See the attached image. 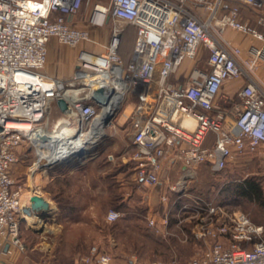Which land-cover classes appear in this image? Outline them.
<instances>
[{"label": "built area", "instance_id": "1", "mask_svg": "<svg viewBox=\"0 0 264 264\" xmlns=\"http://www.w3.org/2000/svg\"><path fill=\"white\" fill-rule=\"evenodd\" d=\"M84 1L0 0V234L9 244V251L13 247L26 249L21 233L24 204L12 173L13 165L18 162V148L30 140L39 157L40 147L46 143L40 146L35 134L40 129L48 130L44 123L50 118L51 107L59 108L60 98L68 103L66 111L59 108L66 117L64 121L75 129L74 136L79 138L96 128L101 115L102 109L93 100L96 89L102 86L114 89L113 99L120 104L131 92L138 95L135 113L142 120L134 129V148L129 161L133 162L135 179L143 188L161 182L164 161L172 148L174 159L184 169L182 180L170 187L176 192L193 175V169L209 164L215 170H222L237 154L264 147V73L261 72L264 33L241 19L239 3L231 0H111L109 5L97 2L90 16L93 25L102 26L111 16L137 27L132 60L125 63L120 54L121 33L117 29L104 52L78 54L72 79L50 76L44 68L51 38L72 46L90 39L88 30L72 27L65 19V15L78 12ZM242 2L262 6L259 0ZM259 21L264 24V13ZM224 26L252 35L262 43L251 44L250 57L243 58L238 48L224 40ZM200 48L207 50L210 68L205 70L196 65L184 84L170 83L172 74L186 58L197 59ZM86 75L92 77V82L86 81ZM238 78L245 79L237 94L239 101L229 109L218 108L222 85ZM72 91L78 93L67 97ZM187 117L194 120L193 127L182 121ZM21 122H28L30 129H19ZM209 134H213L211 144L207 143ZM69 141L74 143V139ZM161 200L168 204L170 194H162ZM208 209L218 212L219 208ZM120 216V211L112 209L107 219L114 221ZM222 217L215 227L196 233L197 237L211 234L216 239L188 264H264V225L240 210ZM150 224H156L153 218ZM240 241L251 242L252 247H243ZM81 259L86 264H111L112 255L92 245L90 253ZM133 264L164 263L135 259Z\"/></svg>", "mask_w": 264, "mask_h": 264}, {"label": "crops", "instance_id": "2", "mask_svg": "<svg viewBox=\"0 0 264 264\" xmlns=\"http://www.w3.org/2000/svg\"><path fill=\"white\" fill-rule=\"evenodd\" d=\"M231 1L240 4L241 19L243 21L249 22L251 26L264 33V24L259 21V18L264 13V0H259L262 6L247 5L242 0ZM97 2L109 5L111 0H85L78 12L65 15L66 21L72 27L88 30L90 39L82 41L72 48H67L57 38H51L48 43V61L44 68L46 74L62 80L72 79L77 68V63L74 61L75 56L81 52L89 55H97L104 52L103 49H107L110 39L117 29L120 30L121 37H123L120 44V54L125 63L132 60L137 27L133 24L116 21L111 16L107 17L104 25H93L90 22V16L93 6ZM222 36L227 43L240 50L243 58L250 57L249 48L251 44L260 45L262 43L252 35L235 30L230 26H224ZM207 54L205 48H200L197 59L186 58L182 65L172 74L169 82L176 86L184 84L196 65L208 70L210 67L208 57H205ZM261 72L264 73V68H262ZM244 83L245 79L243 78L225 81L217 100L218 108H231L235 103L232 102L234 96H237ZM130 96L134 98L132 103H128ZM237 99H239L238 96ZM137 104L138 95L131 92L120 105L119 109L123 110L121 111L122 114L116 116V123L109 125V127H112L110 129L115 126L114 132H111L110 136L109 134L104 136L106 139L101 137L104 140L100 142V150H94L95 152L89 153L84 160L76 161L73 164H56L46 168L51 164L48 163L34 177V182L32 175L33 172L34 174L36 173V169L33 170L30 163L31 192L32 194H40L51 202L53 208L51 216L43 220V224L39 223L40 225L45 224L44 226L33 228L31 224L28 225L29 229L39 237V241L35 242L31 247L29 246V250H20L17 247H13L9 251V247L6 249L8 243L0 234L1 264H86L81 258L90 253V247L94 245V240L83 237L75 229L76 227L93 223L92 213L94 208L98 207L101 197L103 198L101 205L105 211V216L110 210L114 209L109 205L110 194L114 191L113 180H117L120 183L126 200L133 194L140 193L143 201L148 204L162 201L161 196L164 193H168L172 197L176 192H183V185L179 191L172 192L170 190L172 185L182 180V171L184 170L182 164L177 159H174L175 149L173 148L170 150L168 158L164 161L161 182L158 185L150 187L148 192H143L144 189L135 179V170L131 167L132 163L129 158L134 148L132 136L136 123L142 120V117L135 113ZM130 116L133 117L129 132L131 134L130 141L127 142L125 148H122L123 152H117V154L107 153L110 146L106 141L112 140V136L118 133L117 126H123ZM65 118V115L57 106H52L50 118L44 125L48 130H53ZM229 121L230 116L227 118V123ZM96 124L99 123L96 121ZM94 132L95 129L87 135L89 136L88 141H97L99 143L101 139L100 137L97 139V134L99 133ZM212 141L213 134H209L207 143L211 144ZM32 148L33 146L30 144L31 159L35 158ZM111 155L113 159L110 158ZM118 161L120 165L116 167V162ZM205 165L208 166L209 164ZM193 172V174L198 172V167L193 169ZM178 198L180 199L181 196H178ZM88 214L91 217L85 216ZM39 228H42V231L45 230L46 233L38 232ZM224 240L228 243L227 238H224ZM111 255V264H133L132 258H125V256L117 253H111ZM63 258H72L73 262L66 261Z\"/></svg>", "mask_w": 264, "mask_h": 264}, {"label": "rangeland", "instance_id": "3", "mask_svg": "<svg viewBox=\"0 0 264 264\" xmlns=\"http://www.w3.org/2000/svg\"><path fill=\"white\" fill-rule=\"evenodd\" d=\"M65 45L67 48L76 46ZM77 56H75V62H77ZM205 57L207 58L208 54ZM129 99L128 103H132L134 100L131 96ZM236 101H239V99L235 95L232 102ZM121 111L123 110L119 109L116 111V116L121 115ZM115 118L112 125L116 123ZM132 120L133 117L130 116L123 126H117L118 133L112 136V140L106 141L110 146L107 153L117 154V152H123L122 148H125L127 142L130 141L131 134L129 132ZM110 128L112 127L107 126L106 128L107 135L109 134V136L111 132H114ZM49 131L51 130H46L48 133ZM103 133L97 134V139L101 138ZM103 138L106 139L105 137ZM103 138L100 139L99 144L90 154L95 152L94 150H100V142L104 140ZM106 142L105 144H107ZM18 149V162L13 165L12 173L16 186L21 190V200L25 204L30 202V195L32 194L30 188V163L33 170L34 168L36 169L37 162L41 156L39 155L38 157V153L36 155L37 148L33 147L32 151L35 153V158H30V140L24 141ZM131 163V167L134 168L133 162ZM119 165L120 162H116V167ZM43 168L45 167L36 170L35 174L33 172V182L35 175ZM253 176L261 180L264 188L263 146L254 151H245L237 154L227 162L225 168L222 170H215L205 164L199 166L198 172L186 178V183L182 187V201L177 207L173 205H177V200L180 199H175L177 198L175 195L171 197L168 204L162 201L148 204L143 201L140 193H136L128 198L127 201L135 206L147 207L146 213L142 216H134L133 219H125L123 212L120 211L121 216L114 220L119 225L114 227L109 223L112 221L107 219V215L105 216V211L101 205L103 198L101 197L98 207L94 208L92 213L93 223L91 225L76 227L75 230H77V233L82 234L83 237L92 238L94 245L107 250L110 254L117 253L125 256V258L148 262L159 261L164 264H188L193 257L203 253L216 239L211 234L197 237L196 233L201 229L207 230L208 228L215 227L220 220L224 219L222 216L226 215V213L230 214L240 210L249 214L254 222L264 225V208L246 200L234 201L232 197H225L223 192H218L220 186L229 183L237 184ZM143 189V192H148L149 190V188ZM213 206L219 208L216 209L218 212L208 209V207L211 208ZM22 216L23 214L21 215V219ZM85 216L91 217L90 214ZM151 218L155 220V225L150 224ZM166 218L167 221L165 222ZM35 220L38 221L32 225L33 227L45 225H40L43 224L42 218L36 217ZM28 225V221L21 220V233L23 234L22 239L26 250H29V246L31 247L35 242L39 241V237L29 229ZM41 232L42 234L46 233L45 230ZM240 243H245L246 246L249 245L246 241H240Z\"/></svg>", "mask_w": 264, "mask_h": 264}, {"label": "water", "instance_id": "4", "mask_svg": "<svg viewBox=\"0 0 264 264\" xmlns=\"http://www.w3.org/2000/svg\"><path fill=\"white\" fill-rule=\"evenodd\" d=\"M115 94L114 89H109L108 87L102 86L98 89H96L93 93V100L95 103L102 109L101 116V124L104 129V133L102 137L107 136L106 128L109 126L113 119L116 116V111L120 108V102L116 99H113ZM57 104L59 108L62 111H66L68 109V103L64 98H60L57 100ZM97 125V124H96ZM2 129L0 125V130ZM44 141H51L52 143H58L60 139H50L47 136H44ZM91 144V145H90ZM99 143H89L86 148L79 149L77 151L72 152L71 155L63 156L62 159L56 160L52 162L50 165H48L46 168L52 167L56 164H73L76 161H82L84 160L89 153L95 149V147ZM52 205L51 202L45 198L44 196H41L40 194H35L30 198V202H27L22 207V220H26V215L32 216V217H39L45 220L47 217L51 216L52 211ZM27 221V220H26ZM32 226V225H31ZM33 227V226H32ZM34 228V227H33ZM38 232L42 231V228H39L37 230ZM9 247V244L6 245V249Z\"/></svg>", "mask_w": 264, "mask_h": 264}, {"label": "bare ground", "instance_id": "5", "mask_svg": "<svg viewBox=\"0 0 264 264\" xmlns=\"http://www.w3.org/2000/svg\"><path fill=\"white\" fill-rule=\"evenodd\" d=\"M91 80H93L92 77H90V75L89 76L86 75V81L92 82ZM76 93L78 92L72 91L67 94V97L72 98L73 96H76L75 95ZM101 120H102V116L100 115L99 118L97 119V122L99 124H97L96 125L97 127L95 128L96 133L104 132L103 126L101 124ZM182 121L186 123L187 125H189L190 127H193L194 125V120L191 118L187 117V118L182 119ZM18 128L22 130H29L30 124L28 122H21L20 125H18ZM74 135H75V129L69 126L68 123L65 121H61L59 124H57V127L54 130L49 131V133L46 132V130L44 131L42 129L36 132L35 134V137L37 139L36 141L41 143L40 146H42L43 143H46L45 145H43L44 147H40L41 158L37 162L36 170L47 166L48 163H52L56 160L62 159L63 156L71 155L72 152L74 151H77L82 148H86V146L89 143H97V141H94V142L88 141L89 136L76 138ZM44 136H47L50 139H60V142L56 146H54L53 144L51 145L49 143L50 142L49 139L47 141H44L43 139ZM70 138L74 139V143H71L70 141L68 142V139ZM32 196L34 195L31 194L30 197ZM35 219L36 217L26 215V220L31 225H34L37 223L38 220H35Z\"/></svg>", "mask_w": 264, "mask_h": 264}, {"label": "trees", "instance_id": "6", "mask_svg": "<svg viewBox=\"0 0 264 264\" xmlns=\"http://www.w3.org/2000/svg\"><path fill=\"white\" fill-rule=\"evenodd\" d=\"M123 40V37H121V41ZM113 193L110 194L109 197V205H111L115 210L121 211L124 214L125 219H133L134 216H142L147 211V207H142L138 205H132L129 201L125 199L124 192L121 189V185L117 180H113ZM218 192H223L226 196L232 197V200L234 201H241L246 200L252 203H255L256 205H259L260 207L264 208V188L262 186L261 180H259L256 177H248L244 179L241 182H238L237 184L229 183L227 185H223L219 187ZM182 192H176L174 193L175 196H181ZM182 198L180 200H177L178 206L181 203ZM250 216L249 214H247ZM251 218V216H250ZM109 222V221H108ZM112 224V226L116 227L118 224L117 221L109 222ZM261 224V223H260ZM247 242V241H246ZM249 245L246 246L245 243H240L243 247L251 248L252 244L251 242H248ZM66 261L73 262L72 258H63Z\"/></svg>", "mask_w": 264, "mask_h": 264}]
</instances>
